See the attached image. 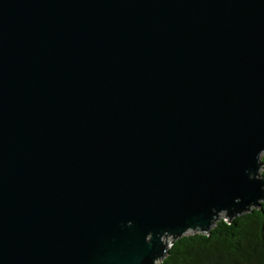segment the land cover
Returning <instances> with one entry per match:
<instances>
[{
  "label": "water",
  "instance_id": "water-1",
  "mask_svg": "<svg viewBox=\"0 0 264 264\" xmlns=\"http://www.w3.org/2000/svg\"><path fill=\"white\" fill-rule=\"evenodd\" d=\"M263 152L264 0H0V264H157Z\"/></svg>",
  "mask_w": 264,
  "mask_h": 264
},
{
  "label": "trees",
  "instance_id": "trees-1",
  "mask_svg": "<svg viewBox=\"0 0 264 264\" xmlns=\"http://www.w3.org/2000/svg\"><path fill=\"white\" fill-rule=\"evenodd\" d=\"M260 160L264 177V152ZM157 264H264V201L231 219L219 217L208 231L175 238Z\"/></svg>",
  "mask_w": 264,
  "mask_h": 264
},
{
  "label": "rangeland",
  "instance_id": "rangeland-1",
  "mask_svg": "<svg viewBox=\"0 0 264 264\" xmlns=\"http://www.w3.org/2000/svg\"><path fill=\"white\" fill-rule=\"evenodd\" d=\"M223 216H224L223 213H221V214L219 215V217H223ZM194 231H195V230H188L185 234H190V233H192V232H194ZM164 239L167 240L168 242H170V241L172 240V237H171V236H166Z\"/></svg>",
  "mask_w": 264,
  "mask_h": 264
}]
</instances>
